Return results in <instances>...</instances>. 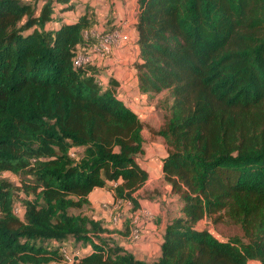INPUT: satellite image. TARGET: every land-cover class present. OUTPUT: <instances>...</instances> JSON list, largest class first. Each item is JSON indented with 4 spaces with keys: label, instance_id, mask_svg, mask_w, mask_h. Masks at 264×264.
I'll use <instances>...</instances> for the list:
<instances>
[{
    "label": "trees",
    "instance_id": "16d2710c",
    "mask_svg": "<svg viewBox=\"0 0 264 264\" xmlns=\"http://www.w3.org/2000/svg\"><path fill=\"white\" fill-rule=\"evenodd\" d=\"M70 2L0 0V264H59L84 246L72 264H264V0H138V88L172 101L153 133L180 204L151 262L104 236L116 232L105 219L74 213L107 189L129 206L128 236L149 174L145 123L96 65L74 63L96 21L64 23ZM205 219L241 235L219 240Z\"/></svg>",
    "mask_w": 264,
    "mask_h": 264
},
{
    "label": "crops",
    "instance_id": "0c3cea01",
    "mask_svg": "<svg viewBox=\"0 0 264 264\" xmlns=\"http://www.w3.org/2000/svg\"><path fill=\"white\" fill-rule=\"evenodd\" d=\"M77 1H81L83 4H86V9L88 8V14L82 11L79 3H76L77 5L74 6L71 0V8L68 7L62 12L61 7L58 6L56 12V15L61 17L64 23H73L79 18L88 15L90 18L96 21V24L93 27L92 31H97L100 34H107L112 29H120L122 30V32L129 35V42L123 44L120 48L115 49L110 56L102 61H99L95 65L99 69V78L100 80H102V83L107 85L111 80L117 83V95L119 99L122 100V102L126 106L133 109L141 120L147 122L146 119L149 118L150 114L149 110L152 111L154 106L151 102L152 99H149L151 95L140 92L138 88V78L135 69V64L139 60V46L136 43L135 30L137 16L139 13L138 0ZM60 25L61 23L52 21L47 24V27L57 28ZM146 133L148 135L150 134L148 133V131H145V134ZM155 137L156 140L151 143L153 146H150L151 148L149 149V152L146 151L145 147V153L140 160V164L147 170L149 178L143 188H141L136 193V195L140 196L139 203L142 209H153L159 219H162L160 222L158 221L159 225L154 227L156 229L158 228L159 231L157 233L158 237L153 239L154 241L159 242V245L157 247V259L160 255V247L163 242V233L165 226L172 218L179 216L180 211L175 212L174 216L169 218L165 222L163 221L164 218H161L162 215L167 213L162 209V204H164V202L167 204L171 202L174 205L178 206L179 201L175 196L171 194L170 186L167 185V183H165L164 181V175L162 172V159L167 154L164 139L159 136ZM155 141H157L158 144H156ZM153 155L155 157L154 159H151L153 158ZM161 182L164 186H161ZM160 187L161 189H164L166 191L168 196L161 195L157 196L158 198L154 199L153 196L155 194H159L160 189L157 192L156 190H158V188ZM94 192H100L101 194H112L111 191L104 188L96 189L88 197L90 203H92V195H95ZM147 192H150L151 195L149 196ZM111 235L112 234H106V236L110 238L112 237ZM91 250L92 248L90 246H86L83 250V253H88ZM249 263L260 264L257 261H249Z\"/></svg>",
    "mask_w": 264,
    "mask_h": 264
},
{
    "label": "rangeland",
    "instance_id": "374dc122",
    "mask_svg": "<svg viewBox=\"0 0 264 264\" xmlns=\"http://www.w3.org/2000/svg\"><path fill=\"white\" fill-rule=\"evenodd\" d=\"M31 1L32 3H35V7H41L45 0H26ZM72 0L73 5L76 6V3H79L81 9L83 12L88 14V8L86 9V4H83L81 1ZM90 7V6H89ZM91 10V9H90ZM81 11V12H82ZM102 81V80H101ZM151 95L149 99H152L151 102L153 103V109L152 111L149 110V118L146 119L147 122L143 121L145 123L146 127L144 128V140L146 142V151L149 152L150 146H153L151 143L156 140V135L153 133V130H158L164 123L165 117L169 114V107L172 103L169 94L167 92H163L161 94ZM149 121V122H148ZM145 131H148L150 133L149 135ZM154 135V136H153ZM156 144L157 141H155ZM162 145V144H161ZM167 150V148H166ZM154 155L153 158L154 159ZM141 160V159H140ZM2 177L9 182H11L14 186L19 187L21 179L18 176L12 175L11 173H4ZM161 186H164L162 182L160 183ZM160 189V191H159ZM155 191V190H154ZM159 191V194H155L153 197L154 199L158 198L157 196H168L166 191L164 189L158 188L156 192ZM95 193V192H94ZM150 196V192H147ZM90 203V202H89ZM126 205V206H125ZM173 205V206H172ZM127 204H119L115 203L113 199V195L109 193H103L96 192L95 195H92V203H90L87 207L83 208L82 210L74 211V213H83L87 214L94 219H105L107 222V226L110 230H115L116 232L112 233V237L110 239H114L118 244H120L122 247L127 249L129 252H131L135 257L139 260H145L148 262L153 261L157 257V247L159 245V242L154 241L153 239L157 238L158 228H154L157 225H159V222L162 219H159V217L156 215L153 209H142L137 216L134 218V229L138 230L139 237L137 240L129 234L128 236H125L123 234V223L124 221L130 216L128 213ZM162 209L167 212L166 214L162 215L161 218H164V222L168 220L169 218L174 216L175 212L180 211V205L178 203L177 205H174L173 203H165L162 204ZM20 213V208L18 210ZM159 221V222H158ZM198 229H204L209 230L215 237H217L219 240H226L233 236H240L241 231L240 228L236 225H233L231 223H227L221 221L218 223H215L211 219H205L198 225ZM133 229H131V232ZM106 236V235H104ZM154 241V242H153ZM85 248V246L83 247ZM253 264V263H249Z\"/></svg>",
    "mask_w": 264,
    "mask_h": 264
},
{
    "label": "built area",
    "instance_id": "2783aa9c",
    "mask_svg": "<svg viewBox=\"0 0 264 264\" xmlns=\"http://www.w3.org/2000/svg\"><path fill=\"white\" fill-rule=\"evenodd\" d=\"M89 35L94 39L93 44L91 45L87 54H77L74 62L76 66H80L83 64L95 65L99 61L106 59L112 54L115 49L120 48L123 44H126L130 40L129 35L122 32V30L120 29H114V31L107 34H100L97 31H91L89 34L86 33L85 38H88ZM18 210L19 206H16L15 213H19ZM133 230V232L130 234L135 240H137L139 237V232L137 229ZM62 252L64 255V259L59 264H72L83 254V252L79 250L75 252H69V250H67L66 248H64Z\"/></svg>",
    "mask_w": 264,
    "mask_h": 264
}]
</instances>
